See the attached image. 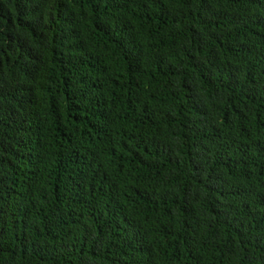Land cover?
Segmentation results:
<instances>
[{
    "label": "trees",
    "instance_id": "1",
    "mask_svg": "<svg viewBox=\"0 0 264 264\" xmlns=\"http://www.w3.org/2000/svg\"><path fill=\"white\" fill-rule=\"evenodd\" d=\"M0 264H264V0H0Z\"/></svg>",
    "mask_w": 264,
    "mask_h": 264
}]
</instances>
